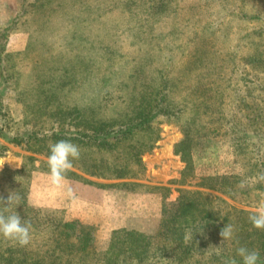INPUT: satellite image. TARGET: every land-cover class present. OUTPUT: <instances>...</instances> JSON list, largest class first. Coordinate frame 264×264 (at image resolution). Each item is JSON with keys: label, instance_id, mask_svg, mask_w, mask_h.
I'll use <instances>...</instances> for the list:
<instances>
[{"label": "rangeland", "instance_id": "obj_1", "mask_svg": "<svg viewBox=\"0 0 264 264\" xmlns=\"http://www.w3.org/2000/svg\"><path fill=\"white\" fill-rule=\"evenodd\" d=\"M139 113L147 129L93 142ZM153 138L142 168L132 153ZM59 140L79 146L75 164L139 175L72 167L81 178L56 189L47 160ZM0 159V196L21 198L5 215L30 221L32 237H0V264H243L250 228L264 248L248 219L264 203V0H0ZM184 196L207 203L214 233H166Z\"/></svg>", "mask_w": 264, "mask_h": 264}, {"label": "trees", "instance_id": "obj_2", "mask_svg": "<svg viewBox=\"0 0 264 264\" xmlns=\"http://www.w3.org/2000/svg\"><path fill=\"white\" fill-rule=\"evenodd\" d=\"M4 53V52H3ZM6 57H12L11 55L6 54ZM142 113H139L138 118H140L138 121H133V119L127 124V126L125 127V129H119L118 131H114V133H112V136L110 134V136L108 135H101L99 134L98 136L93 137V142L95 143H100L99 145H105V146H112V144L114 143H118L119 141L123 140L124 138L128 137V135H132L135 133H139V131H141L143 128L147 129L148 124L150 123V119L148 117H143L141 116ZM147 123V124H146ZM82 131V130H81ZM79 135H75V137H70V140L74 139V138H86L87 135L84 134V131L81 132ZM82 136V137H81ZM147 138V137H146ZM113 142H112V140ZM151 141H149L148 145H144L143 148H141L140 150L138 149L136 153H132L133 155L138 157V163L139 165L144 168V162L142 160V154L144 152L150 151L151 149L154 148L155 143H156V138L153 139H149ZM148 146V147H147ZM73 167L77 168V170H79L80 172H83L85 174H89L92 176H98V177H109L108 175H105L104 173H102V171H100L99 169H97L96 167H87L86 165H78L73 163ZM100 168V167H99ZM123 170L125 171H121L120 173H117V171H113V174L111 175V177L109 178H137V176L139 175L134 169H132L129 165H125L122 167ZM66 176H73L74 178H81V175L77 172V171H73V170H69L66 174ZM212 211L207 207V203H205V201H201V200H194L193 197L191 196H184L183 199L179 202L178 207L176 208V210L174 211V213L169 214L168 217H166L164 219V221L162 222V227H165L166 229V233H170L172 238H174L175 240H185V238L188 236V229H193L194 232H202L204 233V235H208V234H212L215 232V229L212 228V226L206 222L210 221V217L212 215ZM197 216V218H196ZM227 222L229 220V217H225L224 218ZM178 220H181L183 222V224H180V222ZM192 222V227L186 225L185 223L187 221ZM76 221L73 222H69V221H65L64 225L65 227H71V229H76ZM194 224V225H193ZM81 230V239H80V243H81V247L86 250L89 246L90 243V235L89 232H87L86 230V226L85 225H81L80 229ZM130 231L129 230H122L121 232H116L113 235L112 238V249L117 247V245L119 244V241H121L120 237H121V233H126L128 234ZM67 234V236L70 235L69 232H65ZM131 233V232H130ZM246 239H248V241H250L249 243H247L246 248L252 251V250H256L259 253V258L262 257V254H264V248L260 247V243H257V245L255 246V248H253V242L256 240V236L258 234L257 230H251L250 228V232L246 233ZM79 238V236H78ZM138 242V237H135ZM138 244V243H137ZM136 245V243H135ZM68 246V245H66ZM138 247L140 245H137ZM142 247H144L145 245H141ZM236 247L235 242L232 241V247ZM234 247V248H235ZM119 248V247H118ZM88 250V249H87ZM236 250V249H235ZM138 261H141V259H138ZM60 264H62V262H59ZM36 264V263H35ZM64 264V262H63ZM67 264V263H66Z\"/></svg>", "mask_w": 264, "mask_h": 264}, {"label": "clouds", "instance_id": "obj_3", "mask_svg": "<svg viewBox=\"0 0 264 264\" xmlns=\"http://www.w3.org/2000/svg\"><path fill=\"white\" fill-rule=\"evenodd\" d=\"M80 148L78 145L69 140H59L50 145V155L48 156L47 164L49 168L50 184L56 189L65 187L67 172L72 169L73 161L80 158ZM5 162L0 159V168H3ZM264 180V173L259 177ZM241 188L245 187L243 183ZM66 196L69 199L74 198V191L71 187H67ZM20 196L14 192L9 193L8 197L0 196V205L4 206L0 210V237L8 241H14L20 247H26L31 243V222L26 219H21L20 215L15 212L5 215V212L11 207L12 203L18 202ZM252 226L259 230H264V203L258 205L254 214L248 217ZM220 236L223 240H231L234 238V227L227 224L220 231ZM237 255L242 258L243 264H258L259 253L255 250L250 251L246 247L237 248ZM226 264H237L235 259L229 260Z\"/></svg>", "mask_w": 264, "mask_h": 264}, {"label": "bare ground", "instance_id": "obj_4", "mask_svg": "<svg viewBox=\"0 0 264 264\" xmlns=\"http://www.w3.org/2000/svg\"><path fill=\"white\" fill-rule=\"evenodd\" d=\"M177 135V134H176ZM178 138V137H177ZM166 150V149H165Z\"/></svg>", "mask_w": 264, "mask_h": 264}]
</instances>
